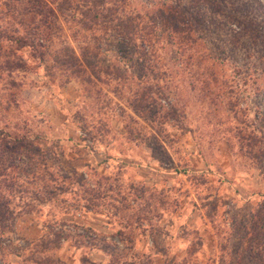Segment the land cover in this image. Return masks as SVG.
Masks as SVG:
<instances>
[{"label": "rangeland", "instance_id": "374dc122", "mask_svg": "<svg viewBox=\"0 0 264 264\" xmlns=\"http://www.w3.org/2000/svg\"><path fill=\"white\" fill-rule=\"evenodd\" d=\"M3 3L0 134L26 135L40 151L21 153L55 175H86L3 236L26 246L49 224L62 238L48 254L68 264H264V0H124L150 32L145 61L110 31L62 23L54 45L88 48L95 66L84 86L1 38L21 35L7 14L26 9Z\"/></svg>", "mask_w": 264, "mask_h": 264}, {"label": "trees", "instance_id": "16d2710c", "mask_svg": "<svg viewBox=\"0 0 264 264\" xmlns=\"http://www.w3.org/2000/svg\"><path fill=\"white\" fill-rule=\"evenodd\" d=\"M12 1L19 4L23 3L24 8H26L25 13L35 15L37 19L34 24L32 20H25V13L7 14L11 21L22 27V33L18 37L2 34L1 38L8 40L11 38L19 48L28 47L31 56L40 60L43 59L44 55H47L58 67L63 69L67 76L77 78L83 86L89 84L92 78L98 79V75L95 66L87 63L88 48L83 49L77 56L68 44L54 45L52 39L56 35L53 33L58 34L62 30V23L72 24V26H76L77 29L85 32L99 30L101 34H105L110 31L118 40L125 44L128 43L142 61L147 60L148 57L145 56L152 52L146 49L149 47L147 44L146 46L143 44L145 41L147 43L150 41L147 39L149 30L145 27L143 29L141 26L142 18L138 13L125 10L124 0H4V7L9 10L8 5ZM88 37L90 38L91 35ZM93 37L98 40L96 35ZM41 40L46 43H41ZM135 40L141 42L136 45ZM144 68L151 72L149 66ZM97 70L101 71L98 67ZM141 99H144L142 93L137 95V100L141 101ZM21 148H24L25 151L33 148L37 151L36 155L40 151L38 146L33 145L31 139L26 135L0 134V153L4 155L7 152L14 154L17 152L21 155V159L18 157L15 162L14 158L10 161L0 159V255L3 256L7 253L18 260L16 262H2L1 259L3 258H0V263L68 264L48 254L51 249L59 246L62 238L60 231L53 230L49 224H42L47 233L34 241L27 242L26 246L12 245V242L3 236V233L12 231L13 220L18 215L33 212L39 205L50 204L51 201L59 200L61 202V198L58 199L57 197L65 191L63 188L64 180H71V184L75 183L77 186H82V183H85V172L79 171L77 173L74 169H70L64 174L60 171L55 175L44 163L31 162L33 158L31 153L23 152L22 154ZM17 160H19L18 163H16ZM58 177L61 180H58ZM99 195L100 193L97 191L91 193L82 190L79 199L89 204L92 199L96 200ZM15 198L18 200L16 204L13 203ZM18 203L21 206H18ZM73 205L72 209L74 210L80 208L90 210L89 205H82L80 208L75 204ZM63 212H67L66 208ZM3 244L6 246V253ZM8 246H10L9 249H7ZM100 249L106 250L105 247H100ZM79 261L80 264H95L86 257H81ZM106 264H113V262L109 260Z\"/></svg>", "mask_w": 264, "mask_h": 264}, {"label": "crops", "instance_id": "0c3cea01", "mask_svg": "<svg viewBox=\"0 0 264 264\" xmlns=\"http://www.w3.org/2000/svg\"><path fill=\"white\" fill-rule=\"evenodd\" d=\"M39 233L36 232L37 235H34L35 237L41 235L42 233H40V231H38ZM39 234V235H38ZM27 237V236H26Z\"/></svg>", "mask_w": 264, "mask_h": 264}]
</instances>
